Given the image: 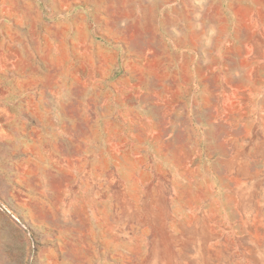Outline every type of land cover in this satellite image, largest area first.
I'll use <instances>...</instances> for the list:
<instances>
[{"label":"rangeland","instance_id":"rangeland-1","mask_svg":"<svg viewBox=\"0 0 264 264\" xmlns=\"http://www.w3.org/2000/svg\"><path fill=\"white\" fill-rule=\"evenodd\" d=\"M0 264H264V0H0Z\"/></svg>","mask_w":264,"mask_h":264}]
</instances>
